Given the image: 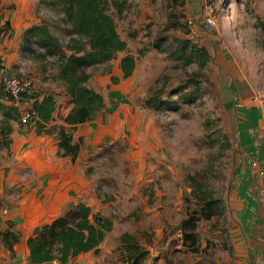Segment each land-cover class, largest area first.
Instances as JSON below:
<instances>
[{
  "label": "rangeland",
  "instance_id": "374dc122",
  "mask_svg": "<svg viewBox=\"0 0 264 264\" xmlns=\"http://www.w3.org/2000/svg\"><path fill=\"white\" fill-rule=\"evenodd\" d=\"M45 1L29 3L36 17L21 32L19 42L35 21L46 22L67 52L65 44L69 37L63 29L64 23L60 14ZM127 2L121 14L109 8L120 36L128 43V50L137 56L136 75L127 81L129 85L117 86V89L130 88L123 90L120 99L117 92V126L121 124V137L116 147L103 146L80 158L100 203L106 202L101 205V211L114 210L117 217V224L93 261L120 263L116 252L108 253V249H114L119 234L128 231L142 243L148 239L152 242L148 244L150 256L143 264H238L225 210L230 194L232 145L230 149L220 147L226 131L214 77L218 83L225 79L224 71H231L230 75L239 73L247 81L246 88H252L264 102V0H186L188 36L190 21L199 28L194 40L205 46L211 57L204 68L202 96L180 112H153L142 106L147 94L165 78L169 89L183 83L187 73L197 68L195 63L185 68L177 66L153 47L157 34L163 31L170 0ZM2 5L3 10L17 9L16 0H4ZM206 15L213 20L209 30L199 26ZM16 39L15 34L14 43ZM32 46L33 54L19 50L12 66L4 71L29 78L38 90L62 91L61 83L55 79L57 55L43 56L42 49ZM124 53L117 54L108 64L87 68L86 72L92 76L89 86L105 94L109 87L101 85L104 80L101 78L115 70ZM132 121H138V125L131 135ZM141 140L148 143L142 149L140 145L135 146ZM209 165L211 171L205 175L203 170ZM191 175L200 177L223 206L221 215L198 222L195 252L183 245L180 230L181 220L194 208V200L189 195ZM109 196L112 197L108 200ZM0 261L4 263L2 258Z\"/></svg>",
  "mask_w": 264,
  "mask_h": 264
},
{
  "label": "crops",
  "instance_id": "0c3cea01",
  "mask_svg": "<svg viewBox=\"0 0 264 264\" xmlns=\"http://www.w3.org/2000/svg\"><path fill=\"white\" fill-rule=\"evenodd\" d=\"M3 2L4 0H0V7ZM16 2L17 9L14 11L0 8L1 72H5L4 69L10 68L14 63L17 52H20L19 36L36 17L30 10L31 0ZM6 22L9 23L7 26ZM229 72L231 71H224L225 79L218 83V78L214 77L217 97L222 106L221 121L233 141L230 151V194L225 210L233 235L236 262L264 264V201L258 196V165L252 164L253 161H257V164L264 162V102L252 88H246L247 81L239 73L233 72L230 75ZM135 75L136 72L125 79L120 77L117 64L115 70L105 76L107 79L102 77L104 80L101 85L109 87L105 94L97 90L103 96L104 106L90 120L79 124H67L62 120L72 108L71 98L65 94L64 88L60 92H54L56 110L47 125L51 127V133H37L32 124L20 123L22 109L28 104L20 99L14 98L12 101L3 95L0 97L3 106L0 110V130L2 126L6 130L10 129L8 147L0 148V229H6L10 222L12 228L20 234L19 242L13 245L14 257L10 256V251L0 240V259L4 261L2 264H32L28 260L26 240L38 226L50 223L78 202L89 206L92 213L97 212L103 218L110 219L113 222L111 231L113 230L117 224L116 213L114 210L108 213L101 211V205H106V202L100 203L80 158L88 151L92 153L103 146H117L121 137V124L117 126V92L120 99L123 90H130L129 86L126 89H117V86L129 85L127 81ZM113 76H118V82H113ZM91 78L92 76L89 81ZM107 94L110 97L107 98ZM108 100L112 104L109 105ZM107 111L112 114L107 116ZM2 113L8 114L3 117ZM136 125L138 121H132L131 135ZM59 127L69 132L72 143L79 146V153L74 161L69 156L57 155L56 131ZM137 145L142 149V145L146 147L148 143L141 140L135 144ZM115 203L117 204V199ZM109 233L99 244L97 252L91 250L79 253L65 264H103V260L94 262L93 258L102 245H105ZM142 244L149 250L148 244L152 245V242L148 239ZM116 248L117 245L114 249H108V253L116 252Z\"/></svg>",
  "mask_w": 264,
  "mask_h": 264
},
{
  "label": "trees",
  "instance_id": "16d2710c",
  "mask_svg": "<svg viewBox=\"0 0 264 264\" xmlns=\"http://www.w3.org/2000/svg\"><path fill=\"white\" fill-rule=\"evenodd\" d=\"M45 2L60 14L64 23L63 29L69 37L65 44L68 53L62 49L58 37L52 33L46 22L34 23L24 31L20 50L33 54L32 44H34L43 50V56L57 55L58 71L55 79L61 83L72 104V108L62 120L67 124L83 123L90 120L104 106L103 96L88 84L91 74L86 72L87 68L108 64L117 54L125 52L118 62L120 77L128 78L136 71L137 56L128 50L127 41L120 36L116 23L109 13V8H114L117 15L121 14L128 2L127 0H46ZM170 2L163 31L157 34L153 47L177 66L185 68L195 63L197 68L187 73L183 83L167 89V78H165L159 87L147 94L142 106L153 112H180L200 98L203 94L202 81L206 78L204 68L211 57L205 46L188 36V20L184 11L186 0H170ZM8 24L6 22L5 26ZM13 75L27 78L19 73ZM112 79L116 83L119 78L113 76ZM2 95L14 100L0 88V97ZM20 100L35 112L32 125L37 133H51V127L47 125L56 110L55 93L34 87L30 93H23ZM1 109L3 106L0 103ZM7 114L2 113L3 117ZM19 121L25 124L21 122V116ZM1 128L0 148H7L10 142L8 136L10 129L6 130L3 126ZM222 135L221 149H230L232 141L226 132ZM56 138L57 155L69 156L74 161L79 153V146L72 143L71 134L63 127H59ZM205 168L203 171L207 175L211 171V166ZM204 185L200 177L196 175L189 177V195L194 200V208L180 222L183 245L194 252L197 251L195 230L198 222L201 219L209 220L219 216L223 211L221 200L214 197L212 191ZM184 199L186 200V197ZM112 226L113 222L110 219L103 218L97 212L92 213L91 208L85 203L73 204L50 223L38 226L26 240L28 260L32 264H46L52 261L65 264L79 253L91 250L97 252L99 244L111 231ZM19 236V232L12 228L10 222L6 229H0V240L10 251L11 257L15 255L13 245L19 242ZM116 254L120 262L143 264L149 257V250L134 233L124 231L118 237Z\"/></svg>",
  "mask_w": 264,
  "mask_h": 264
},
{
  "label": "built area",
  "instance_id": "2783aa9c",
  "mask_svg": "<svg viewBox=\"0 0 264 264\" xmlns=\"http://www.w3.org/2000/svg\"><path fill=\"white\" fill-rule=\"evenodd\" d=\"M200 28L209 30L213 26V20L210 15H206L202 19ZM199 28L194 26L189 21V36L194 38L197 35ZM0 88L6 94L11 95L13 98L19 100L23 93H30L33 88V83L29 78H20L16 75L8 74L0 71ZM256 101V98H253ZM35 112L26 105L23 107L21 112V122L25 124H32L33 116ZM252 164L258 165L257 175L259 177L258 196L264 201V162L257 164V161H253Z\"/></svg>",
  "mask_w": 264,
  "mask_h": 264
}]
</instances>
